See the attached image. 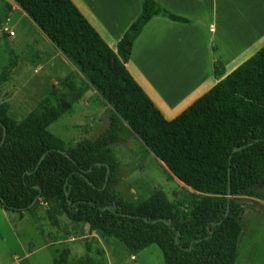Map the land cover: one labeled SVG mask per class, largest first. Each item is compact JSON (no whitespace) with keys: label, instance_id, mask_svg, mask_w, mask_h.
Wrapping results in <instances>:
<instances>
[{"label":"trees","instance_id":"obj_1","mask_svg":"<svg viewBox=\"0 0 264 264\" xmlns=\"http://www.w3.org/2000/svg\"><path fill=\"white\" fill-rule=\"evenodd\" d=\"M13 1L107 100L109 114L108 126L96 138L71 146L49 130L83 96L71 79L63 91L54 87L21 120L10 114V102L3 101L2 207L23 212L46 203L72 221L118 238L131 255L157 244L165 264H235L242 231L239 197H263L258 188L264 180V46L167 119L127 62L135 39L153 17L186 18L158 0H143L142 12L114 50L72 0ZM2 24L0 15V31ZM7 52L10 60L0 72V84L19 61L13 49ZM222 69L217 61L216 75ZM121 120L179 180L206 193L189 212L176 207L161 190L134 202L116 189L120 174L111 147L122 141ZM56 264H69L67 256ZM72 264L109 263L100 249Z\"/></svg>","mask_w":264,"mask_h":264},{"label":"rangeland","instance_id":"obj_2","mask_svg":"<svg viewBox=\"0 0 264 264\" xmlns=\"http://www.w3.org/2000/svg\"><path fill=\"white\" fill-rule=\"evenodd\" d=\"M0 0L3 21L0 31V72L9 63L13 49L21 59L16 70L0 84V104L9 101L10 114L23 119L55 87L63 91L71 79L83 93L72 112L62 114L49 130L74 146L96 138L108 126L107 100L71 66L49 59L54 46L43 41V31L22 8ZM26 13V12H25ZM13 31L14 35L10 32ZM45 35V34H44ZM264 46V37L253 42ZM244 57L237 59L243 62ZM122 141L111 147L118 164L120 181L116 189L128 200L139 202L157 190L163 191L176 207L189 212L206 193L187 186L141 140L126 121L121 120ZM263 197L240 196L242 226L235 264H264V180L259 186ZM104 250L109 264H165L157 244L131 255L125 244L113 236L75 222L41 202L29 211L6 210L0 204V264H56L67 256L69 264L78 257H93ZM237 254V253H236Z\"/></svg>","mask_w":264,"mask_h":264},{"label":"crops","instance_id":"obj_3","mask_svg":"<svg viewBox=\"0 0 264 264\" xmlns=\"http://www.w3.org/2000/svg\"><path fill=\"white\" fill-rule=\"evenodd\" d=\"M72 1L114 50L143 5V0ZM158 1L187 21L153 17L135 39L127 67L164 116L173 119L237 68L242 63L237 59H248L262 47L252 44L264 37V0ZM5 3L21 8L13 0ZM55 58L70 62L52 50L47 60L56 69ZM217 61L223 64L221 75L215 73Z\"/></svg>","mask_w":264,"mask_h":264},{"label":"water","instance_id":"obj_4","mask_svg":"<svg viewBox=\"0 0 264 264\" xmlns=\"http://www.w3.org/2000/svg\"><path fill=\"white\" fill-rule=\"evenodd\" d=\"M3 141H4V140H3ZM3 141H2V142H3ZM235 150H238V148H236ZM230 192H231V190L229 189V193H230Z\"/></svg>","mask_w":264,"mask_h":264},{"label":"built area","instance_id":"obj_5","mask_svg":"<svg viewBox=\"0 0 264 264\" xmlns=\"http://www.w3.org/2000/svg\"><path fill=\"white\" fill-rule=\"evenodd\" d=\"M10 33H11L12 35H14V32H13V31H11Z\"/></svg>","mask_w":264,"mask_h":264},{"label":"bare ground","instance_id":"obj_6","mask_svg":"<svg viewBox=\"0 0 264 264\" xmlns=\"http://www.w3.org/2000/svg\"><path fill=\"white\" fill-rule=\"evenodd\" d=\"M164 163V162H163Z\"/></svg>","mask_w":264,"mask_h":264}]
</instances>
